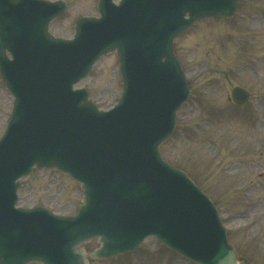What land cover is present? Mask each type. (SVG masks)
<instances>
[{
    "label": "water",
    "instance_id": "obj_1",
    "mask_svg": "<svg viewBox=\"0 0 264 264\" xmlns=\"http://www.w3.org/2000/svg\"><path fill=\"white\" fill-rule=\"evenodd\" d=\"M31 1L0 0V72L15 97L0 139V264H87L76 250L83 241L100 236L91 256L103 258L149 234L198 262L235 264L240 258L207 197L156 147L188 93L173 38L198 19L231 15L238 0H100V18L79 19L71 41L46 32L61 7L38 2L52 9L39 20ZM112 50L122 94L98 112L71 85ZM232 97L243 102L248 94L235 87ZM33 165L82 183L76 215L14 208L16 180Z\"/></svg>",
    "mask_w": 264,
    "mask_h": 264
},
{
    "label": "rangeland",
    "instance_id": "obj_2",
    "mask_svg": "<svg viewBox=\"0 0 264 264\" xmlns=\"http://www.w3.org/2000/svg\"><path fill=\"white\" fill-rule=\"evenodd\" d=\"M65 1V14L50 26L61 37L70 36L77 17L95 12L96 0ZM174 50L191 92L162 155L213 200L247 264H264V0H241L231 19L196 22L175 39ZM235 85L250 91L249 102L232 103ZM79 86L103 109L115 103L121 90L115 53L100 57ZM10 107L0 87V135ZM18 196L21 206L43 205L59 214L74 213L81 202L75 181L46 168L23 177ZM96 245L91 240L82 247L90 252ZM176 260L147 238L133 253L90 264H190Z\"/></svg>",
    "mask_w": 264,
    "mask_h": 264
}]
</instances>
